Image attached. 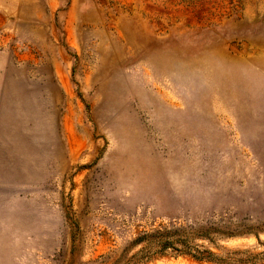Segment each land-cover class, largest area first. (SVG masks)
<instances>
[{
    "label": "rangeland",
    "instance_id": "rangeland-1",
    "mask_svg": "<svg viewBox=\"0 0 264 264\" xmlns=\"http://www.w3.org/2000/svg\"><path fill=\"white\" fill-rule=\"evenodd\" d=\"M161 234L264 258V0H0V264Z\"/></svg>",
    "mask_w": 264,
    "mask_h": 264
},
{
    "label": "trees",
    "instance_id": "trees-1",
    "mask_svg": "<svg viewBox=\"0 0 264 264\" xmlns=\"http://www.w3.org/2000/svg\"><path fill=\"white\" fill-rule=\"evenodd\" d=\"M210 232L208 231L205 234L201 235L202 238L208 239L210 241L211 240L209 237ZM143 239H144V236L138 237L132 242V244L140 242ZM175 242L176 241H169V239H167L165 235L162 236L161 234L159 237H157L155 244L158 250L160 251H163L166 248L171 247L178 253L189 255L193 259L198 260V261H208V262H212L216 264H264V258H259L258 254L250 255L242 251H235V252H232L231 254H227L226 256H219L215 254L213 251H211L210 249H203L201 251L195 250L194 252H191L190 250L186 249V247L185 249H179L177 247H174ZM178 242L181 243L183 246L185 245L184 243L185 241L181 240Z\"/></svg>",
    "mask_w": 264,
    "mask_h": 264
}]
</instances>
